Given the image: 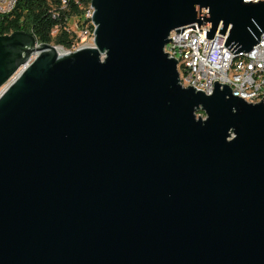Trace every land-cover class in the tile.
Here are the masks:
<instances>
[{"label":"water","instance_id":"95a60500","mask_svg":"<svg viewBox=\"0 0 264 264\" xmlns=\"http://www.w3.org/2000/svg\"><path fill=\"white\" fill-rule=\"evenodd\" d=\"M89 8L73 52L0 34V264H264V103L164 51L186 27L250 51L264 0Z\"/></svg>","mask_w":264,"mask_h":264},{"label":"built area","instance_id":"2783aa9c","mask_svg":"<svg viewBox=\"0 0 264 264\" xmlns=\"http://www.w3.org/2000/svg\"><path fill=\"white\" fill-rule=\"evenodd\" d=\"M17 1L0 0V14L11 12ZM52 1H57L59 8L63 9L70 0ZM92 13L93 9L83 12L84 22H88L89 27L81 31L78 39L91 36L93 41ZM52 16H56L55 12ZM65 28L75 35L72 29L67 26ZM55 32L57 28L53 30V34ZM169 39L171 40L168 42V49L164 51L177 60L178 74L180 77L189 79L190 86L210 94L213 91V83L217 81L227 85L232 95H243L244 101L248 103H259L261 100L264 103V33L260 36L259 42L247 52V60L236 62V68L233 71H226V60L230 58V51L223 46L225 37L215 34L208 39L203 37L202 31L186 27L181 33L173 30V35H169ZM85 46H76L74 43L71 52Z\"/></svg>","mask_w":264,"mask_h":264},{"label":"trees","instance_id":"16d2710c","mask_svg":"<svg viewBox=\"0 0 264 264\" xmlns=\"http://www.w3.org/2000/svg\"><path fill=\"white\" fill-rule=\"evenodd\" d=\"M89 4L90 0H70L61 9L57 1L18 0L11 12L0 14V34L23 30L34 35L40 43H52L69 50L75 43V35L66 30L67 19L82 16ZM55 28L57 32L53 34Z\"/></svg>","mask_w":264,"mask_h":264},{"label":"bare ground","instance_id":"6f19581e","mask_svg":"<svg viewBox=\"0 0 264 264\" xmlns=\"http://www.w3.org/2000/svg\"><path fill=\"white\" fill-rule=\"evenodd\" d=\"M244 1H253V0H244ZM89 7H90V4H89L88 8L85 11H90L92 9V8H89ZM170 35H173V31L170 32ZM164 49H168V43L164 46ZM68 52H71V51H68ZM246 60H247V52H243V51H239V52H235V53H231L230 52V58H228L226 60V71H233L236 68V62H245ZM177 71H178V67H177ZM18 73L19 72H17L16 75ZM16 75H14L13 79H15ZM179 81H180V84L183 87L190 86L189 79H185L183 77H180V75H179ZM9 83L4 85L2 88H0V94L9 85ZM195 89L198 90V88H195ZM236 96H238V97H240L241 99L244 100L243 95H236Z\"/></svg>","mask_w":264,"mask_h":264},{"label":"rangeland","instance_id":"374dc122","mask_svg":"<svg viewBox=\"0 0 264 264\" xmlns=\"http://www.w3.org/2000/svg\"><path fill=\"white\" fill-rule=\"evenodd\" d=\"M85 17L83 16H72L68 19L67 21V27L69 29H72V31L75 33V44L76 46H87V45H92V41H91V36H88L85 39H78V35H80L81 31L86 29L87 27H89V23L88 22H84ZM62 47V46H61ZM63 50L65 51H71V49H66L63 48ZM3 87V86H2ZM198 115H201L202 117H204V113L202 111H198L197 112Z\"/></svg>","mask_w":264,"mask_h":264}]
</instances>
